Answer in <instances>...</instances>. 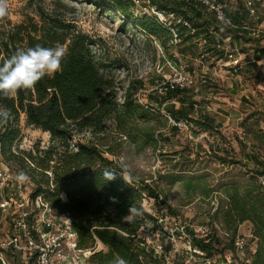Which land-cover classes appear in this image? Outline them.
Here are the masks:
<instances>
[{"label": "rangeland", "instance_id": "374dc122", "mask_svg": "<svg viewBox=\"0 0 264 264\" xmlns=\"http://www.w3.org/2000/svg\"><path fill=\"white\" fill-rule=\"evenodd\" d=\"M99 1L8 0V15L4 20L16 24L27 16L36 19L32 3L47 8L59 2L63 5L57 6L56 12L94 41L92 49L112 75L118 100L122 101L128 85L135 86V99L153 105L156 114L150 123L157 138L154 149L144 147L138 151L131 140L119 136L111 120L106 122L101 134L75 131L70 141L71 149H76L77 142L97 144L104 156L158 193L157 199L144 195L141 201L143 211L154 220L146 218L138 235L156 248H165L167 264H239L256 248V240L251 234L250 223L245 221L238 225L235 237L243 238V248L225 249L229 240L222 211L233 187L241 189L250 175L264 187V53L253 71L247 68L250 63H246L253 57L250 50L264 49V0H255V17H244L245 25L258 29L257 35L244 37L241 34L238 36L241 39H234L228 27L221 33L211 30L215 33L214 43L220 44L216 47L220 52L217 55L208 50L201 36L171 43L164 50L156 38H148L131 22L124 25L126 18L115 10L112 0ZM128 1L133 15L146 13ZM170 4L188 14L194 26L203 24V19L194 16L189 3L170 0ZM193 7L205 18L211 16L198 4L193 3ZM108 8L111 13L105 12ZM239 10H243L242 5L234 3L227 12L233 14ZM187 46L189 50L185 49ZM234 46L241 54L248 52L245 58L240 54L242 59L236 65L224 56V49ZM180 76L191 80L185 95L196 102L192 110L185 105L189 117L202 119L204 114L208 115L218 132L206 131L186 119L174 123L168 108L176 109L180 102L162 100L166 97L163 87ZM160 100L162 105L158 104ZM10 112L11 118L0 126V132L8 125L17 127L18 134L11 145L13 152L36 154V149L52 144L49 133L27 124L22 112L17 115ZM173 125L176 130L171 128ZM0 165L8 167L15 175L21 172L16 165L10 167L4 162L1 155ZM255 169L260 173H254ZM27 185L31 189L34 187L31 177ZM186 228L194 231L206 228V233L216 231L222 239L216 246L221 253L200 255L190 245ZM101 247V243L96 242L94 250Z\"/></svg>", "mask_w": 264, "mask_h": 264}, {"label": "trees", "instance_id": "16d2710c", "mask_svg": "<svg viewBox=\"0 0 264 264\" xmlns=\"http://www.w3.org/2000/svg\"><path fill=\"white\" fill-rule=\"evenodd\" d=\"M112 2L115 10L126 18L124 25L128 26L131 22L148 38H156L164 50L171 45L172 28L177 30L179 41L204 37L208 50L217 55V42L215 44L214 37H210L208 28L220 33L223 29L227 30L217 25L212 13L205 18L193 7L192 2L189 4L194 16L203 19L201 26L196 27L192 22L196 28L194 33L180 25H166L152 14L133 15L128 0ZM153 4L158 9L175 10L191 20L177 5L172 6L170 0H153ZM32 6L36 19L27 16L16 24L0 20V64L17 49L38 44L45 47L59 44L67 50L62 71L52 77L45 76L33 89L20 90L14 97H0V106L16 115L22 112L27 124L49 133L52 144L45 149H36V154L32 151L15 153L11 145L18 129L8 125L0 132V155L10 167L16 165L31 177L34 183L30 191L32 199L41 195L56 215L67 213L72 218L78 248L94 249L96 242L101 243L102 247L93 250L88 256L87 264H114L118 258L125 259L128 264H167L165 248L161 247L157 251L148 240L138 235L146 218L154 220L143 211L141 201L144 195L157 199L158 193L133 177L129 185L119 176L115 180H106L104 170L120 171L121 168L104 156L97 144L77 142L76 149L70 147L75 131L88 130L93 135L101 134L106 129V122L111 120L119 136L131 140L138 151L144 147L156 148L157 138L150 124L156 118L153 105L138 102L134 97L137 87L132 85L126 87L122 101L118 100V90L112 75L92 49L94 41L56 12V8L63 7L60 2L52 8L38 3H32ZM105 12L111 13L112 10L108 8ZM227 15L236 25L244 24V9L233 14L227 12ZM228 29L234 39H241L238 37L241 34L244 37L250 34L244 28ZM185 49L189 50V47ZM263 53L264 49L255 47L254 60L260 59ZM224 56L227 57L225 52ZM163 90L166 97L162 100L180 102L178 108H168L175 122L186 119L206 131L218 132L214 120L208 115L204 114L202 119L189 117L185 105L192 110L196 102L185 95L186 87L172 88L165 83ZM158 104L162 105L163 101L160 100ZM171 128L177 129L176 125ZM253 172L260 173L256 169ZM131 206L140 209V214L128 215ZM222 221L229 240L225 249L231 250L236 249L234 240L238 225L245 221L250 223L256 248L239 264H264V187L255 176L250 175L241 189L234 186L227 195ZM186 232L190 245L200 255L221 253L216 246L221 244L222 239L216 231L199 233L186 228ZM3 253L6 263L0 259V264H24L17 253L9 250Z\"/></svg>", "mask_w": 264, "mask_h": 264}, {"label": "built area", "instance_id": "2783aa9c", "mask_svg": "<svg viewBox=\"0 0 264 264\" xmlns=\"http://www.w3.org/2000/svg\"><path fill=\"white\" fill-rule=\"evenodd\" d=\"M140 10L155 15L166 25H180L194 33L196 28L192 21L175 10L158 9L153 0H131ZM186 3H196L214 15L217 25L230 29L244 28L250 34L257 35L256 27L245 24L236 25L227 15L229 6L234 3L242 5L246 17H255V0H172ZM171 43L179 41L177 30L172 29ZM262 31V30H261ZM264 32V31H262ZM205 44L203 37L200 38ZM220 44L217 43V47ZM228 61L233 65L240 62L238 47L224 49ZM233 70L237 69L233 67ZM174 79L170 87H186L191 80L186 77ZM164 89V87H163ZM176 124V122H174ZM31 188L27 182H20L8 167L0 165V259L6 263L3 251L17 253L20 261L27 264H87V258L94 249H80L77 247V232L72 218L63 213L56 215L41 195L34 199L30 197ZM206 233V228L198 229ZM243 238L234 240L236 249H242ZM155 250L159 248L154 246Z\"/></svg>", "mask_w": 264, "mask_h": 264}, {"label": "clouds", "instance_id": "9594fccd", "mask_svg": "<svg viewBox=\"0 0 264 264\" xmlns=\"http://www.w3.org/2000/svg\"><path fill=\"white\" fill-rule=\"evenodd\" d=\"M8 0H0V20L8 15ZM67 50L62 45L45 47L36 45L27 49H17L13 55L0 64V97H14L20 90L33 89L45 76L52 77L62 71V61ZM11 112L6 107H0V126L7 124ZM106 180H115L117 176L129 185L132 176L126 169L104 170ZM17 180L27 182L28 175L21 171ZM115 202V198H113ZM140 209L131 206L128 215L140 214ZM114 264H128L123 258L115 260Z\"/></svg>", "mask_w": 264, "mask_h": 264}, {"label": "crops", "instance_id": "0c3cea01", "mask_svg": "<svg viewBox=\"0 0 264 264\" xmlns=\"http://www.w3.org/2000/svg\"><path fill=\"white\" fill-rule=\"evenodd\" d=\"M261 24H263L262 21H261ZM263 27H264V25H263ZM211 30H212V28L209 27V28H208V32H209V34H210V37H214V34H215V33H214V32L211 33ZM203 34H205V33H203ZM211 34H212V35H211ZM229 34H230V33H229ZM230 35H231V34H230ZM248 35H250V34H248ZM248 35H247V36H248ZM204 36H205V35H204ZM231 36H232V35H231ZM203 38H204V37H203ZM214 38H215V37H214ZM204 39H205V38H204ZM205 41H206V40H205ZM249 50H250V49H249ZM250 51L253 52V49L250 50ZM242 52H243V51H242ZM239 53H240V52H239ZM246 54H248L247 51H246L245 53L243 52L241 55L245 58ZM242 56H241V57H242ZM261 58H262V57H261ZM261 58L258 59V60H254V58L252 57L251 61L247 60L246 63H250L249 65H247V66H248L247 68H248V69L251 68V70L253 71V68L256 67L257 64H258V65L260 64L259 62L261 61ZM258 65H257V66H258Z\"/></svg>", "mask_w": 264, "mask_h": 264}]
</instances>
